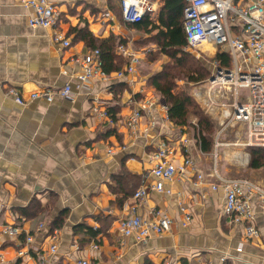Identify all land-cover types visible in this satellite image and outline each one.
I'll list each match as a JSON object with an SVG mask.
<instances>
[{"label":"crops","instance_id":"1","mask_svg":"<svg viewBox=\"0 0 264 264\" xmlns=\"http://www.w3.org/2000/svg\"><path fill=\"white\" fill-rule=\"evenodd\" d=\"M48 1L59 11L58 28L70 41L68 46L52 38V29L30 26L31 10L21 0H0V200L5 204L0 212V264H39L42 257L43 264H81L82 260L89 264H145V260L150 264H264V208L257 194L251 197L257 234L251 235L248 223L232 222L226 215L224 191L220 186L212 189L214 179L209 177L216 169L225 177L245 178L264 188V168L249 169V154L243 148L234 162L222 156L220 169L216 142L213 162L212 152L200 148L192 130L170 121L166 105L147 82L169 57L159 53L155 43L145 42L150 34L122 21L118 2ZM151 1L155 11L150 19L158 23L164 0ZM81 26L98 40L110 35L121 39L136 56L133 71L122 77L116 76L118 70L106 71L108 78L92 79L77 88L80 59L94 49L74 31ZM207 45L211 56L212 47ZM115 53L124 60L120 69L130 63L116 45ZM66 83L71 87L66 97L55 92L50 101L30 98L33 92H53ZM10 87L24 103L7 92ZM150 97L157 98V106L150 115L142 113L137 130L131 132L125 118ZM93 107L105 110L108 118L97 117ZM160 141L175 149L173 164L179 166L186 157L193 164L165 183L170 194L149 189L139 202L132 195L145 174H149L148 184L154 181L152 154ZM236 165L245 168L243 176L227 172ZM123 168L136 176H126L119 187L116 179ZM199 174L204 181L197 180ZM33 204L40 210L31 213ZM180 205L189 212L188 221ZM130 206L143 219H152L157 212L168 215L169 230L144 241L122 235L118 222ZM62 210H66L62 225L52 226ZM79 223L100 232L95 238L75 234L73 228ZM2 224L18 226L21 233H2ZM53 230L57 248L51 252ZM27 234L37 250L25 244ZM92 243L98 248L93 249ZM21 248L27 254L19 255Z\"/></svg>","mask_w":264,"mask_h":264},{"label":"built area","instance_id":"2","mask_svg":"<svg viewBox=\"0 0 264 264\" xmlns=\"http://www.w3.org/2000/svg\"><path fill=\"white\" fill-rule=\"evenodd\" d=\"M121 10V19L124 23L135 24L140 22L145 15L149 17L155 11V5L151 0H115ZM183 9L182 29L185 36V49L201 51L207 54L208 50L203 49L205 44H210L213 50V59L217 53H226L230 65L228 68H220L214 59V71L211 76L215 80L206 84L208 87L207 101L208 109L213 112L215 98L223 96L232 91L233 102L226 105L214 116L219 120L221 128L218 134L223 132L228 125L244 123L246 139L243 142L236 141L234 145L243 147H264V0H185ZM25 8L31 10L28 15V24L32 27L50 28L53 30L52 38L68 46L70 41L58 28L60 14L57 7L48 0H21ZM117 51L128 57V63L123 69L115 72L117 77H122L125 72H132V62L136 56L132 50H128L125 43L119 42L116 45ZM81 71L76 75L77 88L86 86L92 79H106L109 74L103 69L102 59L98 49H93L81 59ZM218 69H220L218 71ZM1 86V83H0ZM71 87L65 84L62 88L54 90H39L30 94V98L42 97L45 100H52L53 93L57 92L62 96L70 94ZM9 94L14 96L16 102L22 104L24 99L17 93L15 88L7 89ZM157 98H145L140 101L139 106L131 111L125 118L124 123L131 132L137 130L141 114L150 115L157 106ZM97 117L108 118L105 110L93 107ZM211 112V113H212ZM217 114V113H216ZM111 121V119L109 118ZM217 120V121H218ZM188 140L183 139L186 143ZM220 145L218 140H215ZM219 143V144H218ZM108 153L112 150L108 149ZM175 149L168 142L160 141L152 154L154 164L151 168V175L154 181L151 184L146 182L145 174L141 185L135 190L132 197L135 200L144 201L149 189L158 192L171 193L165 188V183L175 178L177 173H183L187 166L193 164L191 157H186L179 166L172 162ZM242 153L239 154V156ZM214 179L211 188L222 187L224 191V211L232 222L248 223L249 234H257L252 225L253 211L251 205L252 194H257L259 203L264 208V188H261L245 178H228L220 175L216 169L209 174ZM197 180L202 182L205 177L197 175ZM5 204L0 200V212ZM128 214L123 216L118 224L119 231L124 236L133 235L137 241H144L152 234H161L169 230L172 218L158 212L152 219H143L138 214L135 206L128 207ZM180 210L185 214L186 221L189 220V212L180 205ZM42 224H40V227ZM2 233L16 236L21 233L18 226L2 224ZM51 252L56 251L57 231L50 234ZM25 244L33 250L37 247L32 245L31 234L25 236ZM92 248L97 249L98 244L92 243ZM240 250V247L237 248ZM19 255L27 254L19 250ZM223 260V259H222ZM81 264H89L82 260ZM39 264H43V257Z\"/></svg>","mask_w":264,"mask_h":264},{"label":"trees","instance_id":"3","mask_svg":"<svg viewBox=\"0 0 264 264\" xmlns=\"http://www.w3.org/2000/svg\"><path fill=\"white\" fill-rule=\"evenodd\" d=\"M185 5V0H164L158 16V23H154L148 15H145L140 22L131 25L150 34L145 42L155 43L159 48V53L169 57V60L162 65L161 70L152 74L147 81L166 105L168 118L176 125L191 129L196 135L200 148L203 151L211 152L214 146L215 132L213 122L201 113L185 89H176L177 80L198 82L208 74L204 70L203 63L185 50L186 41L182 29ZM74 31L89 46L99 50L105 71L119 70L123 66L124 60L115 53V45L121 42V39H118L115 35H110L106 39L98 40L84 26L74 27ZM155 58L156 56L151 57V59ZM214 59L218 62L217 65L220 68H228L230 65L226 53H217ZM190 115L197 118V126L191 124ZM247 152L249 154L247 164L249 169L264 168V147H248ZM120 176L119 179H116L119 182V187H121L120 184L123 178L126 176L135 178L136 175L123 168ZM125 193L127 194L128 191ZM38 209L37 204L29 207L31 213ZM21 212L25 213L26 211L21 210ZM65 217L66 210H62L53 219L52 226L60 227ZM73 231L75 234L86 233L90 238H95L100 232L85 223L77 224L74 226ZM145 264L150 263L145 260Z\"/></svg>","mask_w":264,"mask_h":264},{"label":"rangeland","instance_id":"4","mask_svg":"<svg viewBox=\"0 0 264 264\" xmlns=\"http://www.w3.org/2000/svg\"><path fill=\"white\" fill-rule=\"evenodd\" d=\"M208 48L209 46L207 44H205L203 47V49L205 50H209ZM188 52L192 54L194 58L198 59L199 61L203 63L204 70L207 71L208 74H206V77L203 80L198 81V82L185 81L183 79L177 80L176 89H185L190 94L194 104L201 111V113L207 116L213 122L214 127H215L214 143L216 139L220 143V145L216 147L217 154H218L217 167H220V169H222L221 165L223 163L222 161L224 160L223 159L224 156L226 157L227 162H230V161L234 162L237 159V157H235L237 155L236 152L242 153L243 148L247 149V147L233 144L236 141L243 142L246 139L245 124L238 122V123H234L233 125H228L223 132L218 134L219 129L221 128V125L219 124V120L216 119L214 116H218L222 108H224L226 105H230L234 101L232 91H228L223 96H219L218 98L216 97L213 103L216 105H214L213 112L210 111V109H208V101H207V92H208L207 87L208 86L206 84L208 83V79L211 76L212 72L214 71L213 56L207 55L205 53L202 54L203 52L195 51L193 49ZM189 120L191 121V124H193L194 126H197L196 117H194L193 115H190ZM214 149L215 148L213 146V149L211 151L212 155H210V158H212L213 162H214V155H215ZM236 166L237 167H233L231 170H228L227 172L230 175L243 176L245 168L242 166L239 167V165H236ZM0 253H1V250H0Z\"/></svg>","mask_w":264,"mask_h":264},{"label":"water","instance_id":"5","mask_svg":"<svg viewBox=\"0 0 264 264\" xmlns=\"http://www.w3.org/2000/svg\"><path fill=\"white\" fill-rule=\"evenodd\" d=\"M219 70H220V69H218V71H219ZM209 80H210V81H213V80H215V76H213V75H212V76L210 77V79H209Z\"/></svg>","mask_w":264,"mask_h":264},{"label":"bare ground","instance_id":"6","mask_svg":"<svg viewBox=\"0 0 264 264\" xmlns=\"http://www.w3.org/2000/svg\"><path fill=\"white\" fill-rule=\"evenodd\" d=\"M210 45V44H209ZM242 161H243V159H242Z\"/></svg>","mask_w":264,"mask_h":264}]
</instances>
